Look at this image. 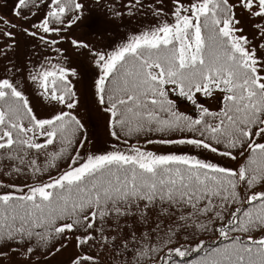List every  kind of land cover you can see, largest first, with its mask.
<instances>
[{
    "label": "trees",
    "instance_id": "1",
    "mask_svg": "<svg viewBox=\"0 0 264 264\" xmlns=\"http://www.w3.org/2000/svg\"><path fill=\"white\" fill-rule=\"evenodd\" d=\"M241 59L242 56L229 47L222 58L210 48H204L197 60L199 72L208 71L210 78L221 79L220 86L228 97L223 104L235 113L240 105L237 95L255 96L262 91L249 79ZM169 70L163 68L165 76ZM133 73V69H115L103 86L107 106L114 107L113 125L118 118L122 129L117 134L125 140L134 137L137 130H129L140 123L132 115L135 107L144 106L146 113L155 111L150 119L159 127L164 124L162 116L169 118L168 113L178 120V103L173 106L159 83L134 80ZM137 110L135 116H138ZM207 115L200 114L202 118ZM181 122L189 129L187 131L196 132L213 143L216 141L215 131L201 129L206 125L189 115ZM214 129L217 131V127ZM220 132L226 137H236L238 129L232 121ZM13 133L14 145L0 147V181L14 185L37 180L26 178L29 174L15 164L22 157L23 162L27 160L32 168L39 167L45 173L60 169L73 154L82 134L79 128H71L67 120L56 126L49 142L39 146L22 142L25 131L19 135L17 131ZM158 134L155 137H163L160 136L163 133ZM133 168V164L111 161L94 173L85 174L83 181H62L47 197L17 195L7 201L0 199V253L19 251L32 259L46 258L58 245L66 243V234L57 236L56 230L71 224L73 228L66 233L76 238L78 253L69 264H264V241L261 240L264 209L256 204L257 199H252L254 195L261 196L260 191L264 192V179L261 182L250 179L249 186L235 174L223 178L224 175L216 176L220 172L210 169L200 181L214 190L219 210L213 213L209 204L199 199L198 211L205 226L193 230L192 220L185 218V214L196 210L199 191L149 194L147 191L154 183L151 179L142 180L138 187L124 184L125 173ZM111 183L121 189L95 188L99 184L110 187ZM190 189L197 190L196 187ZM260 199L264 201V197Z\"/></svg>",
    "mask_w": 264,
    "mask_h": 264
},
{
    "label": "rangeland",
    "instance_id": "2",
    "mask_svg": "<svg viewBox=\"0 0 264 264\" xmlns=\"http://www.w3.org/2000/svg\"><path fill=\"white\" fill-rule=\"evenodd\" d=\"M211 1L217 2V0H78L77 13L74 14L72 11L67 13L68 16H72L70 20L75 21L68 28L74 29H68L67 36L59 39L54 35L35 34L27 28L35 11L14 12L17 9L14 6L15 0H0V92L5 86H9L21 95L25 99L26 107L35 115L33 121H36L38 128H43V124H46L47 128L54 130L53 115L65 110L74 116L73 119L80 120L89 134L88 144L84 137L76 154L78 157L72 160V165L62 170L56 177L32 186L21 187L0 183V199L7 201L16 195L40 193L46 186L68 178L71 167L73 173H80L111 158L133 160L145 169L155 167L173 155L186 156L214 165L232 164V157L187 140L173 144L163 141L150 147L148 143H140L137 144V148L115 143L112 138V135H115L112 132L114 107L112 109L107 106L103 98L104 92H101L111 66L126 49H133L137 43L144 41L150 45L169 43L166 45L167 48L175 53L170 64H186L191 62V57L185 54L182 46L187 49L186 36L191 32L193 42L191 55H200L196 14L207 12ZM228 1L235 12L233 16L235 28L240 29V34H236V41L251 57L257 82L264 87V8L258 0ZM36 2L40 5L44 1ZM242 5L247 8L252 22L248 20V15L243 16ZM40 14L42 15V10ZM219 21L223 23L221 28L230 34L227 26L228 15L224 14ZM83 23L88 24L84 29ZM252 24L255 31L251 29ZM244 34L254 39H248L243 36ZM190 45L189 42V47ZM162 51L160 57L166 55L167 49ZM150 53L149 49H141L132 57L131 62L135 64L132 66L134 72L143 66V63L135 58ZM158 61L167 63L166 57ZM60 80L68 81L67 86L69 82L71 83L74 90L71 100H64L58 90L61 87ZM216 93L205 101L209 109L217 107L215 104L218 102L220 92ZM187 110L186 105L176 109L179 123L182 124ZM247 114L248 124L240 128L247 130L253 127L256 130H264V109L259 104L254 108L249 107ZM41 121L43 124L40 125ZM114 122L119 126L118 118L114 119ZM139 129L147 128H135L131 131ZM253 141L257 144L264 142V132L260 134L256 131ZM227 152L233 153L236 157H242L244 154L239 148ZM85 153L87 156L80 157ZM181 161L189 160L186 158ZM158 167L154 168L157 172ZM261 172L264 173V167L261 168ZM150 176L152 174L138 169L126 172L124 184L131 186ZM190 188L194 187L170 189L169 194L199 191L195 202L196 210L185 214V218L189 217L192 220L190 227L197 230L205 226L198 211V200L201 199L204 204L208 203L210 210H214L216 194H202L201 189ZM68 248L70 249L63 250L61 257L56 258L52 264L68 261L72 253L73 255L75 253L72 246ZM0 264H50V260L42 259L31 263L30 258L24 253L15 251L0 253Z\"/></svg>",
    "mask_w": 264,
    "mask_h": 264
}]
</instances>
